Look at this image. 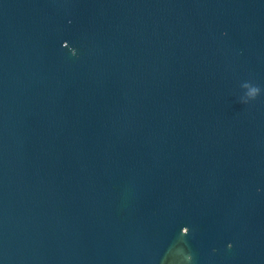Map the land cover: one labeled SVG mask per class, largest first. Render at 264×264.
<instances>
[{
	"label": "water",
	"instance_id": "95a60500",
	"mask_svg": "<svg viewBox=\"0 0 264 264\" xmlns=\"http://www.w3.org/2000/svg\"><path fill=\"white\" fill-rule=\"evenodd\" d=\"M0 264H264V0H0Z\"/></svg>",
	"mask_w": 264,
	"mask_h": 264
}]
</instances>
